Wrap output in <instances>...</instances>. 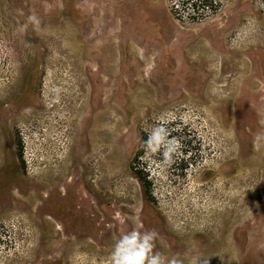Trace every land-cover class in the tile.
Here are the masks:
<instances>
[{
	"label": "rangeland",
	"instance_id": "obj_1",
	"mask_svg": "<svg viewBox=\"0 0 264 264\" xmlns=\"http://www.w3.org/2000/svg\"><path fill=\"white\" fill-rule=\"evenodd\" d=\"M179 1L0 0V264H110L133 228L182 264H264V0Z\"/></svg>",
	"mask_w": 264,
	"mask_h": 264
},
{
	"label": "clouds",
	"instance_id": "obj_2",
	"mask_svg": "<svg viewBox=\"0 0 264 264\" xmlns=\"http://www.w3.org/2000/svg\"><path fill=\"white\" fill-rule=\"evenodd\" d=\"M28 21L39 30L40 20L36 16H29ZM179 130V129H177ZM171 131L161 124L151 127L147 141L141 147L146 155L161 154V163L170 166L174 163V155H178L182 148L179 138L172 137ZM264 140V131L258 132L253 139L254 147L259 150L260 141ZM159 233L155 229L139 231L135 228L115 239L110 253V264H182L179 254L168 259L164 253L156 249Z\"/></svg>",
	"mask_w": 264,
	"mask_h": 264
},
{
	"label": "trees",
	"instance_id": "obj_3",
	"mask_svg": "<svg viewBox=\"0 0 264 264\" xmlns=\"http://www.w3.org/2000/svg\"><path fill=\"white\" fill-rule=\"evenodd\" d=\"M223 1L224 0H180V6L176 9L175 12L178 15L181 11L186 12V10H188L190 16H192L194 20L197 18L201 19L202 17L208 16L207 14L209 13H216L219 10V6ZM142 136V141H147L148 136L146 135V133H144ZM18 149L19 156L22 159L24 148L21 138H18ZM141 180L143 181L144 185L147 186L146 192L148 193V182L142 177Z\"/></svg>",
	"mask_w": 264,
	"mask_h": 264
}]
</instances>
